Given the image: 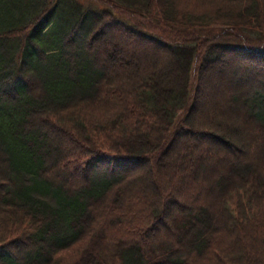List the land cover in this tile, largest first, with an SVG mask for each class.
<instances>
[{
    "label": "trees",
    "instance_id": "trees-1",
    "mask_svg": "<svg viewBox=\"0 0 264 264\" xmlns=\"http://www.w3.org/2000/svg\"><path fill=\"white\" fill-rule=\"evenodd\" d=\"M0 264H264V0H0Z\"/></svg>",
    "mask_w": 264,
    "mask_h": 264
},
{
    "label": "rangeland",
    "instance_id": "rangeland-1",
    "mask_svg": "<svg viewBox=\"0 0 264 264\" xmlns=\"http://www.w3.org/2000/svg\"><path fill=\"white\" fill-rule=\"evenodd\" d=\"M209 108V106H207V108H205V109H208ZM205 109H202V111H204ZM205 112V111H204ZM66 145H67V143H66ZM64 157V155H62V156H60L57 160H56V163L57 162H59L62 158ZM189 157H190V155H188V159H189ZM191 158V157H190ZM156 231H161V229L159 228V229H155V232Z\"/></svg>",
    "mask_w": 264,
    "mask_h": 264
}]
</instances>
